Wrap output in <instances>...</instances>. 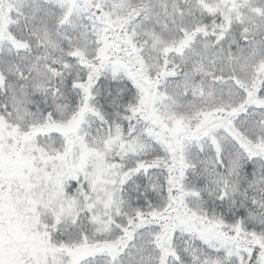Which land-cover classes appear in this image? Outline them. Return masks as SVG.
<instances>
[{
  "label": "snow or ice",
  "instance_id": "1",
  "mask_svg": "<svg viewBox=\"0 0 264 264\" xmlns=\"http://www.w3.org/2000/svg\"><path fill=\"white\" fill-rule=\"evenodd\" d=\"M0 264H264V0H0Z\"/></svg>",
  "mask_w": 264,
  "mask_h": 264
}]
</instances>
